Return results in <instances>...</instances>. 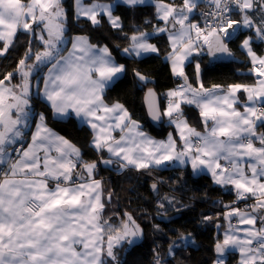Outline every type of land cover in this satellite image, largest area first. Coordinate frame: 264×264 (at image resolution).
Here are the masks:
<instances>
[{"label":"snow or ice","instance_id":"obj_1","mask_svg":"<svg viewBox=\"0 0 264 264\" xmlns=\"http://www.w3.org/2000/svg\"><path fill=\"white\" fill-rule=\"evenodd\" d=\"M122 2L134 8L144 0ZM211 3L213 10L204 14L207 19L203 28L188 22L198 7L197 0H183L180 6L162 0L156 3L157 15L165 26L155 31L168 33L171 50L166 58L173 75L184 81L168 91V106L163 113L176 126L182 141L178 148L171 133L166 141H154L138 131L139 124L122 104L105 103L106 88L126 71L125 65L114 61L106 45H93L85 36L66 35L62 0H29L26 4L21 0H0V54L7 52L19 30L31 33L43 46L36 52L29 47L16 69L0 79V165H6L0 168V264H120L115 250L125 245L130 248L143 236V230L129 213H125L126 219L119 226L104 219L101 181L92 178L96 163H82L80 149L50 129L43 112H33V78L38 94L49 104L53 115H74L89 125L94 132L92 146L97 151L107 149L118 158L121 168L141 170L171 162L190 163L193 172L206 169L215 183L233 186L238 200L254 199L255 203L247 205L245 211L233 207L225 213L226 218L238 216L241 224L251 227L244 229L243 237L237 234L240 229L226 231L223 241L215 245L218 258L213 264H225L223 257L230 249L239 250L240 264H264V132H257L264 125V55L253 50L252 37L243 39L240 47L250 58L249 71L256 81L230 84L226 90L220 85L205 88L199 79V64L195 87L184 71L193 52L205 48L209 56H231L228 42L238 29L253 28L255 21L249 10L254 8L262 13L255 28L256 38L264 41V0L258 4L256 0ZM75 4L76 15L88 18L93 25L100 23L99 16L106 15L112 27L121 28V18L113 14V4L94 2L85 6L83 0H75ZM233 5L242 14L240 20L232 19ZM150 36L139 30L128 36L130 43L123 53L134 57L158 53L157 46L149 42ZM42 68L47 71L37 75ZM17 73L21 82L11 84ZM135 75L140 81L148 80L139 71ZM241 91L247 94L242 112L234 107L239 102L236 94ZM145 101L153 119L159 120L161 113L154 90L148 89ZM182 103L200 109L205 124L203 133L182 118ZM33 121L35 131L28 147H13L23 137L22 129ZM114 129L124 132L119 140L111 136ZM78 163L86 176L75 171ZM50 180L54 187H49ZM152 187L156 189L155 184ZM165 200L173 203L167 197ZM160 207H164L163 203ZM175 244L173 241L169 245V252ZM155 264H161L158 254Z\"/></svg>","mask_w":264,"mask_h":264},{"label":"trees","instance_id":"obj_2","mask_svg":"<svg viewBox=\"0 0 264 264\" xmlns=\"http://www.w3.org/2000/svg\"><path fill=\"white\" fill-rule=\"evenodd\" d=\"M28 2L29 0H22ZM75 0H63L66 13L68 37L85 35L94 45L107 46L116 60L124 64L126 71L106 88L103 98L107 104L121 103L129 111L133 120L140 123L145 131L157 138H165L173 128L169 118L165 117L160 127L154 126L148 117L144 105V94L147 89L154 88L161 98L164 110L167 104L166 95L180 80L173 75L170 61L166 58L170 49L168 33L156 32L158 27H164V22L158 18L156 7L152 4H140L129 8L123 3H117L114 13L121 18V28L111 26L106 16L100 17V23L93 25L90 20L78 18L74 9ZM86 2L114 0H85ZM170 1V0H162ZM259 3V0H256ZM249 15L259 26L262 13L256 8L249 10ZM232 17L241 19L238 9L233 10ZM254 26L251 29H238L228 47L232 55L224 61L212 62L206 48L202 52H195L185 67V74L195 87L197 86L196 65H200V81L205 88L213 85L227 87L230 84H253L256 77L250 74L252 64L246 52L240 47L243 39L252 36V48L258 53L264 52V41L256 38ZM151 34L152 41L159 49L158 53L142 57L126 56L123 49L130 41L127 39L137 31ZM37 31V30H36ZM70 44L67 45V47ZM31 47L33 52L42 49L41 42L31 33L20 31L5 55L0 56V79L16 69L18 61L24 58ZM32 63V60H28ZM47 68H42V75ZM139 71L148 77L147 82L140 81L135 75ZM21 82L17 73L12 77L11 84ZM36 82L33 78L32 83ZM41 81L39 87L41 89ZM240 102L246 98L241 92ZM33 112H43L47 125L77 146L82 154V163H96L95 177L101 181L103 203L105 205L103 217L113 225L119 226L121 220L126 219L125 213L133 219L143 230V236L135 245L118 247L115 251L120 264H155L157 254L161 264H213L217 260L215 245L221 241L222 230L229 218L225 213L229 209L243 208L252 198L238 200L237 194L229 186L214 182L207 172L194 173L190 168L165 167L137 170L129 167L120 170L118 162L112 167L105 166L102 161L111 158L103 151H97L92 146L93 132L90 127L80 123L75 116L58 118L53 115L49 104L37 93L31 97ZM183 117L188 123L199 130L204 129V121L200 116V109L194 105L183 104ZM38 119V115L36 117ZM35 122L26 132L30 139ZM264 132V125L257 128ZM28 143V140H27ZM77 169L83 173L81 164ZM156 185L153 189L152 185ZM110 196V198H109ZM172 200L169 204L167 200ZM164 205L163 208L160 204ZM231 204V206H228ZM205 217H211L205 220ZM190 234V235H189ZM189 238L186 242L180 237ZM176 241L171 252L169 245ZM238 255L229 253L225 264H237Z\"/></svg>","mask_w":264,"mask_h":264},{"label":"crops","instance_id":"obj_3","mask_svg":"<svg viewBox=\"0 0 264 264\" xmlns=\"http://www.w3.org/2000/svg\"><path fill=\"white\" fill-rule=\"evenodd\" d=\"M211 1V0H210ZM21 2L22 3H28V2H24V1H22L21 0ZM62 2H63V0H62ZM94 2H98V3H102V4H109V3H111V4H113V14L115 15V13H114V10H115V7H116V5H117V3H123L122 2V0H114V1H112V2H103V1H93V2H86L85 0H83V4L85 5V6H87V5H90V4H92V3H94ZM163 3H167V4H173V5H176V6H180V5H182V3H183V0H170V1H168V2H166V1H162ZM202 2V0H197V3H198V5L200 4ZM156 3H157V0H144V3H142V4H152V5H154L155 7H156ZM62 7H63V9H64V6H63V3H62ZM76 8V4H75V1H74V9ZM75 14H76V11H75ZM77 16V15H76ZM102 16V15H101ZM101 16H99L98 17V19L100 20V17ZM104 16H106V15H104ZM116 16V15H115ZM241 16H242V14H241ZM78 17V16H77ZM78 18H84V19H88V18H86V17H78ZM106 18H107V16H106ZM159 18V17H158ZM108 19V18H107ZM232 19H234L233 17H232ZM89 20V19H88ZM237 20V19H236ZM239 20V19H238ZM196 21V9L190 14V16H189V21L188 22H191V23H194ZM187 23V22H186ZM168 27L169 28H171V24L169 23L168 24ZM177 27H179V25H177ZM255 28H256V26H254V32L256 33V31H255ZM242 29H247V28H242ZM20 31H23V30H19V31H17V33H16V36L18 35V33L20 32ZM39 33V29H37V34ZM16 36L14 37V40H15V38H16ZM80 36H85V35H80ZM85 37H87V36H85ZM249 37H252V36H249ZM88 38V37H87ZM14 40H13V42H14ZM89 40V39H88ZM252 41H253V39H252ZM90 42V41H89ZM149 42L150 43H153L152 41H150L149 40ZM91 43V42H90ZM92 44V43H91ZM154 44V43H153ZM94 45V44H93ZM99 46V45H98ZM71 47V44L68 46V48H70ZM101 47H103V46H101ZM3 48V42L2 41H0V49H2ZM10 48V47H9ZM158 48V47H157ZM109 49V48H108ZM110 50V49H109ZM254 50V49H253ZM8 51V50H7ZM245 51V50H244ZM255 51V50H254ZM123 52V51H122ZM256 52V51H255ZM7 52H4L3 54H0V56L1 55H5ZM112 53V52H111ZM195 52H193V54H194ZM257 53V52H256ZM124 54V53H123ZM151 54H153V53H151ZM192 54V55H193ZM146 55H148V54H146ZM257 55H264V52L262 53V54H258L257 53ZM112 56H113V58H114V61L117 63V64H120L117 60H116V58L114 57V55L112 54ZM145 56V55H144ZM134 57V56H133ZM142 57V56H141ZM191 58H192V56L189 58V60L188 61H186L185 62V65H184V70H185V67H186V65H187V63L191 60ZM170 65H171V63H170ZM123 73H121L118 77H120L121 75H122ZM255 76V75H254ZM117 77V78H118ZM177 77V76H176ZM116 78V79H117ZM179 80H180V82L173 88V89H176L177 88V86L178 85H181V84H183L184 83V81L183 80H181L180 79V77H177ZM115 79V80H116ZM114 80V81H115ZM113 81V82H114ZM112 82V83H113ZM111 83V84H112ZM110 84V85H111ZM109 85V86H110ZM35 86H36V84H35V82L33 83V88H35ZM108 86V87H109ZM43 88V85H42V87H41V89ZM224 90H226L227 89V87H222ZM241 92H243V91H241ZM241 92H239V93H237L236 94V96H237V99H238V101L240 102V93ZM33 93H35V92H33ZM38 93V91L36 92V94ZM245 96H246V98H241L243 101L241 102L242 104L241 105H238L239 104V102L238 103H236L235 105H234V107L238 110V111H243L244 110V105L247 103V94L245 93ZM42 97V96H41ZM42 99H43V97H42ZM104 99V98H103ZM166 99L169 101V98H168V96L166 95ZM44 100V99H43ZM168 101H167V104L165 105V107H164V110H163V113L166 111V109H167V106H168ZM106 103V102H105ZM107 104V103H106ZM115 104V103H114ZM121 104V103H120ZM109 106H111V105H113V104H108ZM124 106V105H123ZM182 106H183V103L181 104V109H182ZM125 108V107H124ZM126 109V108H125ZM128 111V110H127ZM128 113H129V111H128ZM129 115H130V113H129ZM74 116V115H73ZM166 116V115H165ZM131 117V116H130ZM59 118V117H58ZM166 118H169L168 116H166ZM173 118H175V117H173ZM184 120H186V118H184V117H182ZM132 119V118H131ZM133 120V119H132ZM78 121L80 122V123H83V124H85V125H87L86 123H84V122H82L81 120H79L78 119ZM133 121H135V120H133ZM187 121V120H186ZM137 122V121H136ZM169 122H170V118H169ZM138 123V122H137ZM187 123H188V121H187ZM139 124V129H138V131H140V132H143L146 136H148V137H150L152 140H154V141H166L167 139H168V136H169V134L167 135V137H165V138H157V137H155V136H153V135H151V134H149L147 131H145L144 129H143V127H142V125L140 124V123H138ZM188 125L190 126V127H192L189 123H188ZM31 126H32V122H30V124H29V127L28 128H25V129H22V131H23V137L19 140V142L17 143V144H19V143H21V142H23L24 143V148H27L28 147V144L31 142V137H30V139L28 138V136H27V134H26V132L31 128ZM48 126V125H47ZM88 127H90L89 125H87ZM211 125L209 124V127H210ZM49 127V126H48ZM50 128V127H49ZM91 128V127H90ZM192 128H194V127H192ZM50 129H52V128H50ZM196 131H198V132H201V133H203L204 131H205V124H204V129L203 130H199V129H196V128H194ZM54 132H56L57 134H59L57 131H55L54 129H52ZM35 131V126H34V129H33V132ZM125 131H127L126 129H125ZM32 132V133H33ZM92 132H93V130H92ZM257 132H260V131H258L257 130ZM32 133H31V135H32ZM169 133H171L172 134V136H173V138L176 140V143H177V145H178V148L182 145V141H180V139H179V133H178V131L176 130V126L173 124V128H172V130L169 132ZM60 136H62L61 134H59ZM122 135H124V132H121V130L120 129H114V130H111V136L114 138V139H116V140H119L120 139V137L122 136ZM93 136H94V132H93ZM64 137V136H63ZM65 138V137H64ZM67 139V138H66ZM27 140H28V143H27ZM68 140V139H67ZM70 141V140H69ZM71 142V141H70ZM72 143V142H71ZM254 143H256L257 144V146H259V142L258 141H254ZM16 144V145H17ZM22 144V143H21ZM73 144V143H72ZM74 145V144H73ZM15 146V145H14ZM77 147V146H76ZM78 148V147H77ZM108 154H109V156L111 157V158H108V159H111L113 162L111 163V164H104L103 162V164L105 165V166H108V167H112L113 165H114V162H118L119 163V165H120V162H119V160H118V158H116V157H114V156H112L108 151H107V149H104ZM53 155H55V152H53L52 153ZM105 160V159H104ZM221 163L223 164V163H225L224 161H221ZM169 166H173V167H179V168H190L191 170H192V168H191V165H190V163L189 164H184V165H181V164H179V162H171V163H169V164H167V165H164V166H153V167H156V168H165V167H169ZM120 170H122V169H124V168H119ZM76 172H79L80 173V171L76 168V170H75ZM95 171H96V169H95ZM95 171H94V173H93V177L92 178H94V179H96V180H99V179H97L96 177H95ZM193 171V170H192ZM202 172H207V173H209L210 175H211V173L210 172H208L206 169L204 170V171H202ZM194 173H201V172H194ZM81 175H84V176H86L87 174L86 173H84V171H83V173H80ZM79 182V181H78ZM223 186H225V185H223ZM232 190H234L235 191V193H236V190H235V188L233 187V186H231V185H228ZM49 187H54V181H49ZM101 188H102V186H101ZM101 200H102V202H103V194H102V191H101ZM252 204H254L255 203V201H254V199H252ZM241 211H245V210H247L246 208H239ZM231 209H229V211H230ZM228 211V212H229ZM259 214V213H258ZM230 225H231V229H230ZM259 226H260V224H259V221L257 222V225H256V227L257 228H259ZM249 227H251V226H249V225H246V224H241L240 223V218L238 217V216H232L231 218H229V220H228V222H227V225H226V227L222 230V237H221V241L220 242H222L223 241V239H224V233L226 232V231H230V230H233V229H240V231H239V233H237L238 235H240L241 237H243L244 235H245V233H244V229H246V228H249ZM229 253H235V254H237L238 255V262H237V264H240V260H241V254H240V252H239V250L238 249H230L229 251H227L226 253H225V255H224V257H223V259H224V262H226V259H227V257H228V254ZM217 258H218V254H217Z\"/></svg>","mask_w":264,"mask_h":264},{"label":"built area","instance_id":"obj_4","mask_svg":"<svg viewBox=\"0 0 264 264\" xmlns=\"http://www.w3.org/2000/svg\"><path fill=\"white\" fill-rule=\"evenodd\" d=\"M233 10H235V6L233 5ZM213 10V6L210 0H202V2L198 5V7L196 8V21L194 23H198L200 25V27H204L205 23H206V19L207 17L204 15L206 13H209ZM233 12V11H232ZM232 16V13H231ZM194 35V33H193ZM22 143V144H21ZM13 147H20L21 145L23 146L24 143L21 142ZM24 147V146H23ZM15 155V154H13ZM6 167V165H0V168H4ZM247 205H252L251 201H248L244 204L243 208L247 209Z\"/></svg>","mask_w":264,"mask_h":264},{"label":"water","instance_id":"obj_5","mask_svg":"<svg viewBox=\"0 0 264 264\" xmlns=\"http://www.w3.org/2000/svg\"><path fill=\"white\" fill-rule=\"evenodd\" d=\"M230 49V48H229ZM209 56V55H208ZM230 56L228 55H221V54H217V56H209L210 60L212 62H216V61H224L226 59H228ZM187 76V75H186ZM181 80H183L182 78H180ZM188 82H190V80L188 79ZM192 84V83H191ZM149 89H152L154 90L155 94H156V104L158 105V108H159V111L161 113V118L159 120H155L153 119L152 115L150 114L149 112V108H148V104L146 103L145 101V96H146V93L148 92V89L146 90L145 94H144V105L146 107V111H147V114H148V117H149V120L150 122L156 126V127H160L164 121H165V117L163 115V110H162V107H161V98H160V95L158 94V92L154 89V88H149ZM228 206H231V204H229Z\"/></svg>","mask_w":264,"mask_h":264},{"label":"rangeland","instance_id":"obj_6","mask_svg":"<svg viewBox=\"0 0 264 264\" xmlns=\"http://www.w3.org/2000/svg\"><path fill=\"white\" fill-rule=\"evenodd\" d=\"M35 84H36V82H35ZM33 92H37V88H36V86H35V88H33L32 87V93H31V97L34 95V93ZM186 242L189 240V238H186V239H184Z\"/></svg>","mask_w":264,"mask_h":264}]
</instances>
